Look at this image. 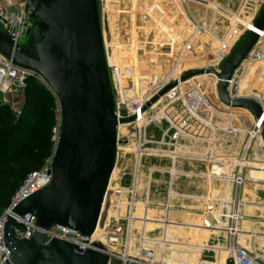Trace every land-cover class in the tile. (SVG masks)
<instances>
[{"label": "built area", "instance_id": "1", "mask_svg": "<svg viewBox=\"0 0 264 264\" xmlns=\"http://www.w3.org/2000/svg\"><path fill=\"white\" fill-rule=\"evenodd\" d=\"M27 2L28 0H20V3L12 8H5L0 4V29L8 32L17 44H22L24 39L22 32L25 29V22L28 18L26 15ZM147 3L148 8L145 7L144 10L146 19L149 18L147 9L153 11L151 4H149L150 0H147ZM243 3L248 4L245 7H248L250 12L253 13L250 24L254 27L255 21L263 9L264 0H249V3L247 0H242L241 6ZM252 3L255 5H250ZM196 26L193 27L192 24L194 34L200 33L201 30V28ZM235 28L229 30L222 42V49L225 50L230 45L229 50L221 58L218 56V64L212 67V70L219 74L221 73L222 65L231 55V50L242 38L245 39L250 32L254 31L244 27V25L237 27L236 31ZM254 29L259 34L260 41L235 71L230 82L228 94L232 101L246 99L256 101L263 111V116L260 120L256 119L248 110L234 109L223 104L218 96L219 79L214 74H204V76L212 75V89H210L211 85L207 86L205 81L198 79L197 77L199 76L192 77L183 83L179 82L176 87L168 91L159 101L145 110L146 106L160 92L170 85L171 82L178 81L183 74L178 73L173 80H166L160 86L152 88L147 93L136 94L134 91L131 92V79L127 78L124 73L126 70L116 66L114 62H111L106 57L110 84L114 95L115 116L118 121L132 118L133 121L128 123L119 122L117 127L115 166L103 197L101 209V214L106 213L107 215L105 226L101 229L98 225L95 233L91 236H83L77 232L55 226L44 232L47 242L57 238L72 243L83 250L96 249L95 244H98L102 247V250H97L109 255L108 264H171L174 257L172 256L173 251L170 250L171 242L167 238V230L168 226L172 224L168 220L169 213L173 207L172 200L175 198H187L186 195L183 196L176 192L177 180L195 176L189 171L187 173L178 170L187 168L190 164L201 162H208L214 165L216 169L222 167L231 168L228 165L229 163L215 160L212 157V153L216 152L232 154L241 145L240 132L244 131L242 128L235 130L228 124L215 125L213 123L218 118H222L221 115L228 113L229 110H242L246 113L245 115L252 118L249 123L251 128L246 130L248 131L247 140L240 150V160L234 163L236 165L235 168L240 167V170L243 168L264 169V138L262 134L264 100L253 93H240L239 83L241 77L237 76L239 73H246L251 63L264 59V50L261 42L264 31ZM177 37L180 38L176 48H179L181 54L192 53L193 43L191 39H183L180 35H177ZM178 45L180 46L178 47ZM29 78H34L45 85L56 100V125L52 130L51 137L53 147L44 165L26 177L12 197L9 207L0 215V264H3L9 258L3 242V231L7 216L13 207L18 206L51 183L52 165L62 133V112L56 95L41 77L29 70L18 67L0 53V98L2 104L11 106V99L19 98L24 93L26 82ZM214 102H219L222 107H227L228 112H225V107L222 108L218 103L216 105ZM17 110V114H20L21 109L17 108ZM151 128L160 130L162 134L159 139L152 138ZM197 132L204 135L209 134L208 139L205 138V144L196 135ZM231 133H235L238 136L236 138L231 137ZM208 143L213 147L217 146V148H207L206 144ZM254 150H257L258 153L253 157L256 160L252 161L249 159L253 156ZM205 151L207 152L206 156L204 154ZM194 152L200 154L194 155ZM130 156L133 157L132 166L129 165L128 159ZM150 158L168 160L172 167L169 170L170 181L166 191V202L163 205L167 219L163 222L151 217L149 214L150 210H153L155 206L154 195L151 192L152 179L147 188L141 189L139 186L140 178L143 174L142 169L145 162ZM155 170L156 168L152 167L149 170L150 178ZM156 171L163 172V170ZM203 178H205V175H203ZM232 180L235 181L238 187L243 183L241 174L238 178ZM156 193H159V191L156 190ZM176 194L177 196L174 197ZM140 199L142 200L140 201ZM140 202L142 203L141 206H139ZM227 202L226 200L218 201L217 231L224 229L227 220L237 218L234 214H230V205ZM18 220L21 225L15 228L16 239L29 240L37 230L35 217L28 214ZM147 224L155 226L162 224L163 234L160 238L154 234L156 230H148ZM234 234L235 231L232 230V238H229L230 243L223 248V251L228 253L229 263L263 264L256 255L236 244Z\"/></svg>", "mask_w": 264, "mask_h": 264}, {"label": "water", "instance_id": "2", "mask_svg": "<svg viewBox=\"0 0 264 264\" xmlns=\"http://www.w3.org/2000/svg\"><path fill=\"white\" fill-rule=\"evenodd\" d=\"M22 32L27 40L17 44L0 29V53L20 68L41 77L59 100L62 133L52 165L51 183L11 209L4 225L3 242L8 260L3 264H108L109 255L53 238L45 231L60 227L91 236L107 219L102 202L113 173L117 150L118 121L110 84L102 22L97 0H28ZM29 20L31 22H29ZM264 31V7L254 23ZM108 34L109 30L106 28ZM250 32L226 59L221 73L192 70L168 85L145 108L186 80L214 74L219 79L218 96L223 104L263 116L253 100L232 101L228 94L235 71L259 43ZM264 138V124L262 127ZM32 215L37 230L29 240L16 239L19 218ZM99 249V250H97Z\"/></svg>", "mask_w": 264, "mask_h": 264}, {"label": "rangeland", "instance_id": "3", "mask_svg": "<svg viewBox=\"0 0 264 264\" xmlns=\"http://www.w3.org/2000/svg\"><path fill=\"white\" fill-rule=\"evenodd\" d=\"M157 1L158 0H150V4H151L150 6L153 8V11L150 9H147V12L149 14V18L151 19V21H153V24H152L149 18L146 19L144 17V10H145L144 0H97V6H98L101 22H102V30H103V38H104V42H105L106 57L111 62H113V60H114L113 58H115L114 57L115 53H117L120 57L122 56L123 47H129L132 50V51L130 50L132 52V55H129V62H127V63L121 62V64L114 62L116 64V66L122 68L121 67L122 63L125 65L126 64H129V65L135 64L136 65L138 63L137 60L139 59V56L137 55L138 54L137 50H139V49L145 50L143 48V46L148 47V44L151 46L152 42H156V46H154L155 44H153V47L155 49L154 50L155 55H158L157 57H155V59L158 60L155 64H158V62L161 61V65L163 67H165L164 68L165 75L161 76L162 79L160 78V79H158V81H156L154 83L153 80H150L151 78L149 79L150 75L147 71H146L147 72L146 74H144V72L141 74L140 73L141 67L142 66L145 67V65L148 66V62L145 63L141 57L140 59H141L142 63L139 66L137 65L138 66L137 67L138 68V71H137L138 77H137V79H135V89L133 90L136 94H137V92H138V94L147 93V92H149V90H151L155 86H160L162 84V82L164 83V81H166V80H173L177 76L178 70L181 71V72L179 71V73H181V74H184V72H186V71H192V70H200V69L212 70V67L214 65L218 64L217 63L218 56L223 51L222 42L224 41L225 36L228 34L230 28L234 29L235 27H240L241 25H244V24H239V23L233 24L232 20H230V19L227 20L224 17H220V15H217V16H219V18L217 19V21H215V24L212 25L210 23L212 21V18H213L212 11L210 9L206 10L205 9L206 3H204V2L209 1V0H206V1L203 0L202 6L196 2L195 3L190 2L191 0H173V1L172 0H160L161 1L160 6L163 4V7H157L156 8L155 6H157V5H155V4ZM192 1H199V0H192ZM215 1H216L217 6H219L220 8H224L225 10L232 13L233 15L238 14L240 8L243 7V10H242L243 14H245L246 16L250 14V15H252L251 17L253 18V13L250 12L248 7L247 8L245 7L248 4L243 3L241 6L242 0H215ZM247 1L249 3V0H247ZM199 2H201V1H199ZM134 3L137 5L136 6L137 8L134 7ZM176 4H177V6H176ZM250 5H255V4L252 3ZM263 7H264V5H263ZM126 13H128V14H126ZM243 14L241 12L240 16H243ZM240 16H238V17H240ZM252 18H250V20H249V18H247V21H246V19H244V17H243L242 20H245V22L248 23L252 20ZM141 19H143V21H144L142 25L140 23ZM188 20H189V22H188ZM164 21H166L167 24ZM29 22H31V21L29 20ZM160 22L164 23L166 25L161 24ZM113 23H115V24H113ZM148 23L149 24L151 23V25H149ZM110 24L113 25V28L110 27ZM192 24H193V27L197 25L198 28H201L200 33L194 34L193 29H192L193 28ZM151 26H152V28H150ZM106 28H108V30H109L108 34L106 32ZM149 28L153 31L149 30ZM167 29L170 33L167 31ZM164 31H165V33H164ZM177 35H180L183 39H187V40H189V38L191 39V41L193 43L192 53L185 55V53L181 54L179 48H176V49L172 48V45L176 46V44H179L178 39L180 37H177ZM25 41H27V40L24 38L22 43ZM145 41H148L147 45L142 44ZM243 41H244V38H242L241 41L233 48V50H231L230 54H232V52L238 46H240ZM179 46L180 45H178V47ZM134 51H136L137 54ZM140 52L143 53V51H140ZM164 53H167V55H170V56L162 57V55H165ZM196 53H198V54H196ZM206 53H207V55H205ZM119 56H117V57H119ZM176 57L177 58L179 57L180 62H176L177 61ZM193 57H196L197 59H191ZM161 58H165V59H161ZM193 60H196V61H194V64H191V66L194 65L195 68L189 67V65H190L189 63L192 62ZM209 61H210V63H209ZM211 62H214V63H211ZM176 63L179 64V68L176 69V67H174L175 68L174 69L173 66ZM118 64H120V66ZM223 65H222V68H223ZM145 68L147 69V67H145ZM157 74H159V73H157ZM242 75L244 77L246 75V73L242 72L241 74L239 73L237 75L238 77H241L240 81L243 78ZM200 78H201V80H203L207 83V86H210L209 83L212 80V78L209 77V75H205V76L202 75ZM142 82H144V84H146L148 82L147 83V89L145 90V92H143L144 90L143 91L141 90L142 87L139 88V86L137 84V83L141 84ZM248 85H250L251 89L254 90L255 92L263 94V97H264V91H262V89L259 87L258 83H255V85L249 83ZM133 88H134V86H133ZM144 88H146V87H144ZM19 99H21V100H19ZM14 100H17L15 102L19 105H17L16 103H13L9 107H10L12 112L17 114V111H18L17 108L21 109L22 106L24 105V102H25V101H23L24 100L23 94L19 98H14ZM0 101H1V98H0ZM11 101H13V100L11 99ZM214 103L216 105H218V104L220 105L219 102H217L218 104L216 102H214ZM15 104L17 107H15ZM162 106H164V104H162ZM220 106L222 107V105H220ZM229 111H232V110H229ZM238 111H241V110H238ZM236 112H237V110H236ZM221 116H222V118H218V120L216 122H213L215 125L216 124H220V125L228 124L235 130H239L240 128H242L244 131H241L240 133L244 132V134L247 132L246 130L251 128L250 125H246L247 122H249V123L251 122V120H252L251 118H248L249 121L244 122L241 119H233L232 115L231 116L230 115L229 116L221 115ZM161 134L162 133L160 132L159 129H156V128L152 129L151 128L152 138L159 139L161 137ZM196 135L199 136V139L203 140L204 144H205V138L208 139V136H209V134L204 135L201 133L199 134L198 132L196 133ZM237 136H238L237 134L231 133V137L236 138ZM245 139L247 140V136L244 137V141L241 142V145L236 152H234L232 154L221 153V152L212 153L213 159L229 163L228 164L229 167L235 168L236 165L234 163L238 162L240 160V157H241V151L240 150L246 142ZM206 146H207V148L211 147L212 149L217 148V146H214V147L211 146L210 143L206 144ZM256 153H258V151L254 150L252 153V155H253L252 157H254V155ZM198 154H200V153L194 152V155H198ZM204 154L206 156L207 152L205 151ZM128 160H129V165L132 166L133 157L130 156ZM151 167L156 168V170H163L162 173L157 172L155 170V172L151 175V178H152V181H151L152 191L151 192L154 195L156 190H159V194L154 195L153 199L155 198L156 201L157 200L158 201L164 200V198H166V196H167L166 191L168 190V183L170 181L169 170H170V168H172L171 164L168 160H156V159L150 158L144 164V168L142 169L143 173L146 175H149L148 172H149V170H151ZM188 170H190V168H187V169L183 168V169H179L178 171H183V172L188 173ZM184 179L185 178L179 179L180 180L179 185L184 184ZM141 200L142 199H140V201ZM174 201H175V199H173V202ZM175 203H176V201L174 203H172L173 204L172 206H174ZM182 259H184V257Z\"/></svg>", "mask_w": 264, "mask_h": 264}, {"label": "crops", "instance_id": "4", "mask_svg": "<svg viewBox=\"0 0 264 264\" xmlns=\"http://www.w3.org/2000/svg\"><path fill=\"white\" fill-rule=\"evenodd\" d=\"M199 1L191 0L190 2H196L202 6L203 0ZM19 3L20 0H0V4L5 8H12ZM242 10L243 7L240 8L239 12L237 11V15L225 14L220 17H224L227 20L235 17L236 20L245 26L249 22L247 23L242 19L244 17L247 21L248 15L243 14ZM241 12L243 16H240ZM143 22V19H141V25ZM151 23L153 24V21ZM151 23L148 24L151 25ZM236 23L238 24V22ZM111 25L110 27L113 28V25ZM150 28L149 30H151ZM236 29L237 27L235 31ZM147 42L145 41L142 44L147 45ZM151 44V46L148 44L147 48L143 46L145 50H137L138 54L134 51L139 56L136 67L142 63L141 57L145 63L148 62V66L145 65L147 69L142 66L140 73L142 71L144 74L153 72V65L156 62L153 44L156 46V42ZM172 48L176 49V46L172 45ZM229 48L230 45L222 51L219 58ZM130 50L131 48L129 47H123L122 56L118 55V58H122L121 62H129V55H132V50ZM140 51H143V53ZM261 82L262 89H264V75H262ZM137 84L138 86L140 85L139 83ZM145 87L147 89V85ZM15 101L17 100L13 99L12 104L16 103ZM1 104L2 101H0ZM245 118L248 120V117ZM249 160L253 161L256 159L250 157ZM188 168H190L188 171L195 176L186 177L182 185H179L180 180L178 179L176 184V192L183 196L186 195L187 198H175L176 203L172 207L168 218L170 223H172L167 230V238L171 242L170 250L173 251L172 256L174 257L171 264H230L228 253L223 251V248L230 243L229 238H232V230L235 231L236 244L256 255L264 264V169L243 168L240 170V167L216 169L214 165L208 162L193 163ZM240 174L243 178V183L238 187L232 179L235 180ZM203 175H205V178H203ZM156 194L159 193L155 192L154 195ZM176 196L177 194L174 195V197ZM165 199L156 201L154 198L155 206L153 209L156 211L154 218L160 222L167 219L163 208L166 202ZM219 200L228 201L230 214L237 216L235 219L227 220V224L222 231H217L216 229L218 225L217 211ZM174 202L172 200V203ZM153 230H156V233H154L156 237L160 238L163 234L162 224L157 225ZM183 257L184 259H182Z\"/></svg>", "mask_w": 264, "mask_h": 264}, {"label": "trees", "instance_id": "5", "mask_svg": "<svg viewBox=\"0 0 264 264\" xmlns=\"http://www.w3.org/2000/svg\"><path fill=\"white\" fill-rule=\"evenodd\" d=\"M20 114L0 105V215L33 171L39 170L52 152L56 125V100L49 89L29 78Z\"/></svg>", "mask_w": 264, "mask_h": 264}, {"label": "bare ground", "instance_id": "6", "mask_svg": "<svg viewBox=\"0 0 264 264\" xmlns=\"http://www.w3.org/2000/svg\"><path fill=\"white\" fill-rule=\"evenodd\" d=\"M173 1V0H172ZM204 1H206V0H204ZM109 2V1H108ZM144 2H145V6L144 7H146L147 5H148V3H147V0H144ZM143 2V3H144ZM161 1L160 0H158L157 2H156V4L155 5H157V6H155L156 8L157 7H163V4L160 6V3ZM194 3V2H193ZM204 3H206L205 4V9L206 10H208V9H210L211 11H212V15H213V18H212V21L210 22L212 25L214 24V22H215V20H216V18L217 17H219V16H217V15H220V16H223V15H225V14H232V13H230V12H228L227 10H225L224 8H220L219 6H217L216 5V1L215 0H209V1H206V2H204ZM150 4V3H149ZM137 5L134 3V7H136ZM137 8V7H136ZM147 8V7H146ZM162 9V8H161ZM143 10V9H142ZM149 11V10H148ZM126 14H128V13H126ZM133 14V13H132ZM235 14V13H234ZM153 15V14H152ZM237 15V14H236ZM132 16V15H131ZM252 15H248V17L247 18H249V20H250V18H252L251 17ZM156 17V16H155ZM165 17V16H164ZM127 20V19H126ZM134 20V19H133ZM161 20V19H160ZM230 20H232V22L233 23H236V22H238L239 24H242L241 22H239L238 20H236V18L235 17H232V18H230ZM235 22H234V21ZM189 21V20H188ZM165 23H166V21H164ZM159 23V22H158ZM161 23V22H160ZM137 24V23H136ZM161 24H164V23H161ZM167 24V23H166ZM166 24H164V25H166ZM167 27V26H166ZM244 27H246V28H250L251 30H254V31H256L255 29H254V27L250 24V22H249V24H245V26ZM161 28V27H160ZM174 28V27H173ZM173 30V29H172ZM138 31V30H137ZM163 31V30H162ZM167 31H168V29H167ZM174 31V30H173ZM169 32V31H168ZM177 32V31H176ZM164 33H165V31H164ZM170 33V32H169ZM159 34V33H158ZM163 35V34H162ZM167 35V34H166ZM158 41V40H157ZM261 42H262V47H263V50H264V35H263V38L261 39ZM111 44V43H110ZM165 45V44H164ZM167 45V44H166ZM229 50V49H228ZM228 50H226L224 53H223V56L227 53V51ZM162 53V52H161ZM165 55H162V57H165V56H170V55H167V53H164ZM196 54H198V53H196ZM205 55H207V53L205 54ZM118 56V54L117 53H115V58H113L114 60H113V62H117V63H120L121 64V61L122 60H120V58H118L117 57ZM158 55H155V57H157ZM199 56V55H198ZM161 59H165V58H161ZM160 59V60H161ZM191 59H197L196 57H193V58H191ZM190 59V60H191ZM176 62H180V59H179V57L177 58L176 57ZM120 61V62H119ZM158 60L156 59V62H157ZM165 61V60H164ZM194 61H196V60H193L192 62H190L189 64V67H194V65L193 66H191V64H194ZM155 62V63H156ZM160 63V64H159ZM209 63H210V61H209ZM120 64H118L119 66H120ZM174 65H176L175 67H176V69L177 68H179V64L178 63H176V64H174ZM198 66V65H197ZM121 67L123 68V70L125 69L126 70V72L124 71V73L126 74V76L129 78V79H131V83H130V86H131V92H133V90L135 89V79H137V77H138V75H137V67H136V65L134 64H131V65H129V64H123L122 63V65H121ZM128 69H127V68ZM161 67V68H160ZM164 68L165 67H163L162 65H161V61H159L158 62V64H154L153 65V72L152 73H150L149 75V79L150 80H153V82L155 83L156 81H158V79H160L161 78V76H164L165 75V73H164ZM195 68V67H194ZM203 68V67H202ZM170 69V68H169ZM175 69V68H174ZM161 70V71H160ZM179 71L180 70H178L177 71V74L179 73ZM181 72V71H180ZM143 73V71L141 72V74ZM157 73H159V74H157ZM154 75V76H153ZM262 75H264V59L262 60V61H257V62H253V63H251L249 66H248V68H247V71H246V75L242 78V80L240 81V83H239V91H240V93H244V92H247V93H253L255 96H257V97H259V98H263V100H264V97H263V94H260V93H257V92H255L254 90H252L251 89V86L250 85H248L249 83H251V84H254L255 85V83H258L259 84V87L262 89V82H261V80H262ZM201 76H199V77H197L198 79H201L200 78ZM209 77H211V78H213L212 77V75H209ZM157 79V80H156ZM162 79V78H161ZM149 82V81H148ZM147 82V83H148ZM255 82V83H254ZM147 83L146 84H144V82H142L140 85H141V90L143 91V92H145V90H146V88H144L146 85H147ZM161 83V82H160ZM214 83V82H213ZM143 84V85H142ZM140 85H139V88H140ZM157 85V84H156ZM209 85H211L210 86V89H212V84H211V81H210V83H209ZM133 86H134V88H133ZM156 87V86H155ZM140 90V91H141ZM262 91H264V89H262ZM138 93V92H137ZM206 106H209V105H206ZM224 108V107H223ZM225 109V112H228V110H227V107L226 108H224ZM246 113L244 112V111H229L228 113H224L223 115L224 116H233V119H241L242 121H249V120H247L245 117H248V118H251L250 116H248V115H245ZM243 116H245V117H243ZM252 119V118H251ZM252 121V120H251ZM246 125H249V122H247L246 123ZM248 132V131H247ZM247 132L244 134V132H242V133H240V139H241V141L240 142H243L244 141V137L246 136V135H248L247 134ZM246 140V139H245ZM260 140V139H259ZM260 142H261V140H260ZM152 178H150V176L149 175H146V174H142V177L140 178V188L141 189H145V188H147L148 186H149V184H150V180H151ZM142 205V203L140 202L139 203V206H141ZM156 213V211L153 209V210H150V212H149V214H150V216L151 217H155V214ZM156 226L155 225H153V224H147V228H148V230H151V229H154ZM169 227V226H168Z\"/></svg>", "mask_w": 264, "mask_h": 264}, {"label": "flooded vegetation", "instance_id": "7", "mask_svg": "<svg viewBox=\"0 0 264 264\" xmlns=\"http://www.w3.org/2000/svg\"><path fill=\"white\" fill-rule=\"evenodd\" d=\"M187 168H188V167H187ZM187 168H186V169H187Z\"/></svg>", "mask_w": 264, "mask_h": 264}]
</instances>
